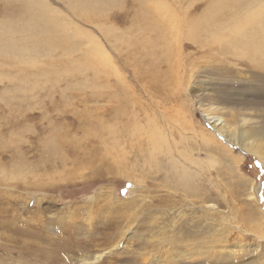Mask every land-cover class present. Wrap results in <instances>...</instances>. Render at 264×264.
Listing matches in <instances>:
<instances>
[{
  "label": "rangeland",
  "instance_id": "374dc122",
  "mask_svg": "<svg viewBox=\"0 0 264 264\" xmlns=\"http://www.w3.org/2000/svg\"><path fill=\"white\" fill-rule=\"evenodd\" d=\"M28 1L0 0V23ZM45 1L79 48L53 59L58 74L0 63V264H264V164L207 122L199 96L207 85L262 97L264 69L228 49L227 30L190 37L211 0H119L101 19L118 42L67 0ZM247 112L264 128V112Z\"/></svg>",
  "mask_w": 264,
  "mask_h": 264
},
{
  "label": "bare ground",
  "instance_id": "6f19581e",
  "mask_svg": "<svg viewBox=\"0 0 264 264\" xmlns=\"http://www.w3.org/2000/svg\"><path fill=\"white\" fill-rule=\"evenodd\" d=\"M67 1L71 10L77 17L92 21L97 19L100 29L103 33H105L103 35L107 37L109 35V37L113 36L114 42H118L120 39V41H126V39L121 37L122 35L116 38L114 28L110 25H108V27L106 25L103 26L101 21V19H104L108 16V10L115 6L119 0ZM139 1H141L143 4H148V2L146 3L147 0ZM180 1L181 0H175L174 2L180 3ZM211 2V6L209 4V9H207L204 14L205 16H202V20L204 21H200L202 23L201 28L197 30L192 29L195 30V32H192V34H190L191 36H189L194 38L197 37L196 32L198 33V31H209V33L216 40H218L221 36L225 37L221 32L223 30H227L230 32V35L227 36V43H229L230 48H227L230 51L239 50L237 52L243 53V55L246 54L247 57L254 61L256 66L264 69V0H211ZM48 5L49 4H47L46 1L43 2V0L28 1L23 12L18 13L16 19H9L0 23V63L4 65L13 64L21 69H25L29 66L34 67L40 62L41 64L51 66V68L55 70V73H59L58 69H56L59 67L57 66L55 60L53 61V59H55L57 56H59L58 58L64 59L63 55H69L76 51L79 48V44L70 42V39L73 38L67 33V27L61 20L60 12L50 8ZM182 9L183 8L180 7V10ZM175 10L177 9L169 8L170 17L171 19L173 18L174 20H177L176 22L179 23L180 16ZM181 14L184 17L185 11L183 10ZM92 15L95 16V18H93ZM198 19L200 20V18ZM156 25L158 24H149L148 22L147 27L149 30L154 32L158 31L157 29L160 28L159 25L158 27ZM195 28H198V25ZM74 30L76 32H83L78 27ZM57 32L60 33L57 34ZM97 47H99L101 52L102 50L100 46ZM60 48L62 49V53L57 55L56 51ZM102 54L101 56L109 61L110 57H107L108 54L106 55L104 52H102ZM45 58L48 60L50 59L51 63L43 60ZM71 61L73 60L70 59L67 62L66 68L71 67L69 64ZM104 62L106 63V61ZM80 67L76 69L80 70ZM47 72L48 71L43 74H47ZM199 89L202 91L199 95L201 99L204 101L206 100L209 103V107L206 106V108L202 110L207 122L212 124V126L220 135L234 144L241 146L248 152L255 154L264 164V128H256L252 126V124H250V120L254 115L250 112H247L251 110L255 112L256 115H258L260 112H264V95L262 97L256 96L254 100H251L246 97L247 95L245 96L247 91H244V89L241 90V88L227 89V91L226 89L214 91L212 87H208L206 85L205 87L200 86ZM248 91L253 93L255 89L251 88ZM230 119L234 121L231 123ZM150 138L151 143L154 142L155 144L159 142V139L153 137V135H150ZM166 140L167 139L164 138V143H166ZM166 147L171 151L172 147L169 143H167ZM187 153L188 152L182 153V155L185 157V160H189L192 163H198L194 158H192V152L191 154ZM177 163L178 161L173 167L176 169V175L180 177L179 179H181V185L184 184L189 189L188 191H190L191 194L195 193L197 189L191 182L192 179L195 178V176L193 177L194 173L192 174L193 171L191 172V169L189 170L186 165L182 164L181 165L184 167L179 169ZM181 165L179 163V167H181ZM221 239H223L224 242L227 241L226 236H223ZM213 241L214 240L212 238L205 239L203 240V243L200 242V247L198 246V248H195L196 246L194 247L193 245V247L197 249L195 252L205 256L209 253L208 249H210L209 246L212 245ZM187 245L190 246L189 243ZM239 247L241 246L235 244L234 246H227L228 249L225 248L224 250H227L230 256H234L238 253ZM178 253H182L186 257H190L192 251L186 252L182 249H179Z\"/></svg>",
  "mask_w": 264,
  "mask_h": 264
}]
</instances>
